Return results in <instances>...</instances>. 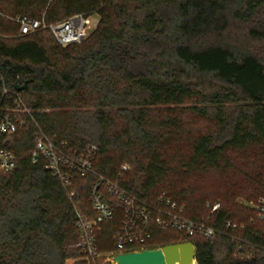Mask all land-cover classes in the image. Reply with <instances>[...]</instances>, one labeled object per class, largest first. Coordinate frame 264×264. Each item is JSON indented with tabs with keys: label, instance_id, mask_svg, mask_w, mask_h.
I'll use <instances>...</instances> for the list:
<instances>
[{
	"label": "trees",
	"instance_id": "16d2710c",
	"mask_svg": "<svg viewBox=\"0 0 264 264\" xmlns=\"http://www.w3.org/2000/svg\"><path fill=\"white\" fill-rule=\"evenodd\" d=\"M77 15L97 17L98 25L68 46L48 30L18 37L10 20L45 17L51 26ZM0 74L9 88L28 85L22 97L56 145L78 153L95 145L96 174L147 204L165 195L216 233L155 228L149 249L191 242L198 264H264V218L250 205H264V0H0ZM184 112L214 126L190 139L188 153L179 148ZM33 132L10 138L17 168L0 172V264H92L75 248L66 191L44 160L32 162ZM230 170L256 194L194 196L191 175ZM97 181L74 177L88 214ZM102 192L116 209L97 236L107 255L124 206ZM208 203L221 208L209 216Z\"/></svg>",
	"mask_w": 264,
	"mask_h": 264
},
{
	"label": "built area",
	"instance_id": "2783aa9c",
	"mask_svg": "<svg viewBox=\"0 0 264 264\" xmlns=\"http://www.w3.org/2000/svg\"><path fill=\"white\" fill-rule=\"evenodd\" d=\"M19 27L18 37L34 35L40 31L48 30L61 46L81 43L97 28L98 22L94 17L82 15L74 16L58 25H47L45 17L34 20L29 17L17 16L11 18ZM15 86L22 87L16 83ZM22 92L9 88L1 79L0 74V172L9 173L17 168V155L7 148L10 138L22 131L34 128L32 138L34 150L32 153L33 164L45 161L49 173L59 180L66 191L73 206L75 226L79 241L75 248L85 258L96 261L102 255L97 248V236L101 226L110 223L116 218V209L105 197L102 189L116 198L124 206V215L121 225L113 236L115 251L108 255V260L116 264L114 257L120 254L141 252L148 250V243L152 238L155 228L161 231L176 230L188 236L204 235L207 239L215 236V230L207 224L208 219L198 221L185 216L186 207L180 206L166 199L165 195L158 198L155 204L141 201L118 183L111 182L105 177L96 174L94 163L98 156L95 145L88 146L82 153L68 148L67 144L56 145L38 127L35 121V111L29 109L22 97ZM130 169L128 165L121 167L122 172ZM96 175L97 183L92 187L89 196L91 206L90 214L86 213L80 203L79 194L74 189V177L86 178ZM259 210L260 218H264V205L250 203ZM210 214L216 213L220 203L207 204ZM228 227L237 228L230 222Z\"/></svg>",
	"mask_w": 264,
	"mask_h": 264
},
{
	"label": "rangeland",
	"instance_id": "374dc122",
	"mask_svg": "<svg viewBox=\"0 0 264 264\" xmlns=\"http://www.w3.org/2000/svg\"><path fill=\"white\" fill-rule=\"evenodd\" d=\"M98 22V18L94 17ZM183 122L184 130L179 136V148L184 152L189 151L190 139H194L198 134L206 133L214 130L211 122L195 119L189 112H184V115L179 116ZM175 137V135H173ZM127 165V164H125ZM189 185L195 189L194 196L197 199L204 200L206 198H222L232 192H243L247 195L254 192V186H251L248 179L242 173L236 171H228L226 174L218 171H208L205 173H195L188 179ZM80 261H83L80 259ZM92 264H113L108 260V255L102 254L96 261H91ZM71 261L68 264H74ZM195 264H198L197 261Z\"/></svg>",
	"mask_w": 264,
	"mask_h": 264
},
{
	"label": "water",
	"instance_id": "95a60500",
	"mask_svg": "<svg viewBox=\"0 0 264 264\" xmlns=\"http://www.w3.org/2000/svg\"><path fill=\"white\" fill-rule=\"evenodd\" d=\"M28 85L15 86L19 92ZM116 264H195L196 248L193 243L185 242L168 245L160 249H148L141 252L120 254L114 257Z\"/></svg>",
	"mask_w": 264,
	"mask_h": 264
}]
</instances>
